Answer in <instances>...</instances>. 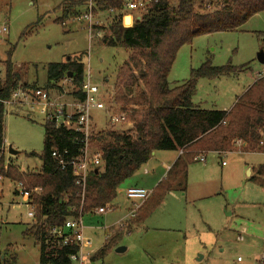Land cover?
<instances>
[{"label": "rangeland", "instance_id": "rangeland-1", "mask_svg": "<svg viewBox=\"0 0 264 264\" xmlns=\"http://www.w3.org/2000/svg\"><path fill=\"white\" fill-rule=\"evenodd\" d=\"M73 1L77 0H0V31L6 28V32L0 33V80H4V62L8 59L13 64V70L20 74L19 86L26 83L37 88L45 86L49 64L63 63L68 58L82 63L84 73L89 72L90 83L99 89V96L107 108V111H91L93 135L90 146L98 150L97 141L93 140L98 132L131 127L127 120L114 128L108 123L110 113L124 114L111 100L116 71L127 62L128 52L100 45L101 37L107 34L116 12L95 13L92 22L100 28V36L91 37L86 22L77 19L85 14L86 6L72 9L74 11L65 17L64 10ZM136 15L140 14L122 10V24H131ZM123 19L126 21L123 22ZM259 51L264 52V13L253 16L237 31L201 36L191 44L182 46L168 82L171 87L183 83L189 78L190 70L200 67L206 59H210L214 67L229 63L235 68H242V71L229 77L197 82L193 97L196 106L206 110L230 109L236 97L252 84L259 73L262 74L264 65L256 59ZM69 83L63 80L59 90L50 91L51 100L71 104L73 88ZM69 110L73 112L71 107ZM46 112L45 107L34 105L32 112L27 107H16L4 115L6 164L17 167L20 172L40 169L38 156L42 152ZM9 149L16 154L10 155ZM159 152L157 157L150 159V164L161 165L165 161V152ZM29 153L38 156L27 157ZM208 160L209 163L214 162L211 156ZM146 168L142 166L119 186L116 198L110 205L112 208H107L105 214L92 222L84 218L82 253L86 257L82 264L259 263L264 243V210H230L224 207L225 202L235 207L242 201L238 195L244 188L240 186L238 175L231 181L233 189L224 188L218 199L201 200L195 204L196 208L202 209L206 203H222L218 205V210L213 206H208V210H193L185 204L180 193H170L144 224L124 233L127 232V220L131 219L135 203L126 199V190L149 187L151 178L144 174ZM190 170V176H199L198 173L203 170L202 164L195 163ZM244 176L247 177V171ZM243 181L245 188L255 191V196L251 193L249 196L263 203L264 189ZM17 184L3 177L0 180V255L2 257L8 251L14 256L15 264H39L38 245L32 239L22 237L23 230L33 224V220L27 218L29 209L15 193ZM208 192L212 197H217V191L209 189ZM245 193L248 196L247 190ZM195 195H198V187L190 180L185 197ZM241 232L244 234L239 235ZM106 235L109 236L106 243L116 241L115 246L102 258L91 261L103 248ZM238 236L243 239L239 240ZM117 248H125L126 251L116 253ZM202 256L204 258L199 261ZM237 257L241 263H236Z\"/></svg>", "mask_w": 264, "mask_h": 264}, {"label": "trees", "instance_id": "trees-1", "mask_svg": "<svg viewBox=\"0 0 264 264\" xmlns=\"http://www.w3.org/2000/svg\"><path fill=\"white\" fill-rule=\"evenodd\" d=\"M91 1L94 14L117 13L107 34L101 37L100 45L128 52L127 62L116 71L111 102L127 114L126 120L131 127L126 130L110 128L95 135L93 140L99 146L102 166L88 173L84 189L76 185L70 168L62 170L51 157L53 151L61 154L67 151L64 160L78 157L80 135L72 128L57 126L54 121L46 120L43 126L41 154H26L27 157L38 156L41 162L38 171L20 172L17 167L6 164L5 111L0 102V177L21 183L31 192L35 219L23 230L22 237L38 245L39 264H72L69 256L77 253V247L72 244L59 246L58 240L49 236L50 231L63 227L67 220L91 215L96 209L112 208L110 205L119 186L138 172L154 152L179 151L181 154L129 220L128 227L144 223L168 192L184 191L188 167L200 155L234 152L237 142L242 152L264 153V76L237 98L229 111L196 106L193 97L197 82L229 77L242 68L229 63L214 67L211 60L206 59L200 67L190 70L189 78L183 83L171 87L168 82L182 46L201 36L237 31L250 18L264 13V0H159L150 3L146 11L136 15L127 26L122 24L121 18L126 0ZM87 5L88 1H73L65 8V17L74 11L72 9ZM93 29L100 28L94 25ZM4 64L0 101L8 100L20 83V74L13 70L11 61L8 59ZM68 78L73 88V102H83L84 65L73 59L49 64L45 86L40 89L59 90V84ZM20 87L38 89L26 83ZM74 120L73 117L71 121ZM257 171V177L250 181L264 188V164ZM35 189L40 192L32 193ZM115 242L106 243L91 260L102 258ZM0 264H15L11 252L0 255ZM261 264H264V247Z\"/></svg>", "mask_w": 264, "mask_h": 264}, {"label": "built area", "instance_id": "built-area-1", "mask_svg": "<svg viewBox=\"0 0 264 264\" xmlns=\"http://www.w3.org/2000/svg\"><path fill=\"white\" fill-rule=\"evenodd\" d=\"M159 0H126L124 8L131 12H137L139 14L146 11L147 6L150 3H157ZM173 1V0H172ZM208 8L211 6V2L207 4ZM94 17L92 9V1L88 2L84 15H80L77 19L84 21L87 24V30L92 37L100 36V31L94 30L93 20ZM6 32V28L3 27L0 33ZM89 72L85 74V80L83 83L82 91L84 93V101L81 103L71 102V104H62L52 101L50 93L40 88L35 90H29L18 86L14 89L8 100L0 101L4 106L5 114L15 110L16 107H27L29 112L33 111L34 105H41L46 108L45 121H54L57 126L64 125L65 127L72 128L80 135V139L77 144L80 146L79 156L64 160L63 154L58 151H53L51 157L57 161L59 167L64 170L70 168L73 176L76 178V185L82 189L85 187V182L88 173L102 166L101 153L98 150L91 149L90 137L92 135L93 123L91 117V111L93 110H106V106L99 96V89L90 83ZM66 81L70 82V78ZM72 108L73 112H70L69 108ZM75 118L72 122V118ZM109 124L111 127L126 122V116L124 114L114 115L110 113ZM239 143V142H238ZM263 142H260L262 145ZM200 163L205 162V156L200 155L196 158ZM225 165V163H223ZM2 177H0V180ZM38 189H35L37 191ZM16 194H18L23 200L26 207L29 209L27 212V218L34 221V206L31 204V192L25 190L21 183L16 186ZM151 191H147L141 188H129L126 190L125 196L128 200L144 202L150 195ZM107 209L99 208L94 211L95 214H103ZM135 211L131 212L130 218H133ZM49 236L52 239L58 240L59 246L75 245L77 247V253L69 256V261L72 264H82V260L86 257L82 253V244L84 241V227L82 217L78 219L67 220L63 227L54 228L50 231ZM237 261H240L238 259ZM262 259L260 260L261 264Z\"/></svg>", "mask_w": 264, "mask_h": 264}, {"label": "crops", "instance_id": "crops-1", "mask_svg": "<svg viewBox=\"0 0 264 264\" xmlns=\"http://www.w3.org/2000/svg\"><path fill=\"white\" fill-rule=\"evenodd\" d=\"M123 10L128 11L125 8H123ZM105 14H108V13L105 12ZM138 18H139V16L136 17V19H138ZM125 21H126V19H123V22H125ZM124 25L127 26L126 23ZM262 75L264 76V70L262 71V74H260V73L258 74V76L253 80L252 84L258 78L262 77ZM252 84H250L245 89V91ZM241 95H239L238 97H236V99L239 98ZM236 99L232 103L231 107L236 102ZM231 107H230V109H231ZM230 109H227V110L221 109V111H229ZM212 110H219V109H212ZM4 141H5V138H4ZM236 147H237V149L234 152H227V153H221V154H218V153L205 154L204 155L205 156V162L204 163H201L203 170L201 171V173H198L199 176H196V175L190 176V174H191V170L190 169H191V167L193 165V164H191L188 167V171H187L185 190L184 191H178V190L170 191V192H168L166 194L165 197H167L168 194H170V193H180L183 196V198H184L185 204L186 205H189V207L193 208V210H204V209L205 210H208V206H210V207L213 206L215 210H218V205L219 204L221 205L222 203H219V204H218V202H214V204H212V203H206L205 206L202 209L201 208H196L195 207V204H196L197 201H201V200H208L209 201L211 199H213V200L218 199L220 197V194H221V192H222V190L224 188H226V189H233L234 187H231L230 186L231 181H232V179H233V177L235 175H238L239 176V181L241 182V185L240 186H243V188H244L243 191H241V194L238 195V196H240V198H241L242 201H241V203H239V205H236L235 207H230L229 204L225 202V204H224L225 209L226 208H230V210H264V202L263 203L256 202L255 199H252L249 196V194L251 193V194H253L255 196V191L252 188H249V187L248 188H245V184H244V181H243V179H244L246 182H251L250 181L251 178L257 177V175H258V171H257L258 168L261 165L264 164V153H247V152H242L240 150L241 145L238 142L236 144ZM158 152L159 151L154 152L152 154V156L150 157V159L152 157H154V156L157 157L158 156ZM161 152H165V155H166L165 156L166 157L165 158V161L162 162L161 165H157L156 163L150 164V162H149L150 159L145 164V166H147V168L144 169V174L145 175H150V178H151L150 179V183L148 184L149 187L147 188V187H144L143 186L145 188V190L147 189L148 191H152L156 187V185L165 177L167 171L170 169V167L173 165V163L178 159V157L181 154V152H179V151H161ZM209 156H211L212 159H214V162L209 163V160H208L209 159ZM228 159H229V161H226ZM195 163H200V162H198L196 160ZM223 163H225V165H223ZM245 171H247V177L244 176ZM190 180L194 181V185L198 187V195H195L192 198H187V197H185V195L187 193V188H188V185H189V181ZM251 183H253V182H251ZM209 189L215 190V192L217 191V193H216L217 197L216 198H214V197H212L210 195V193L208 192ZM246 190H247L248 196H246V193H245ZM164 199H163V201H164ZM129 201H132V200H129ZM163 201L161 202L160 205H162ZM189 201H191V202H189ZM133 202L136 203V204L133 203L134 210H132V211H135L133 213L134 216H135V213H136L137 209L142 205V202H139V201H133ZM256 205H258V206H256ZM248 206H250L251 208H248ZM220 210H221V208H220ZM106 211H105V213H106ZM105 213H103V214H105ZM103 214H95V213H93L91 215L84 216L82 218V222L84 221V218H86L87 220H89L87 222H92L95 218H98V217L102 216ZM134 216H133V218H134ZM148 219L149 218H147L146 220H148ZM128 223H129V220H127V232L124 230L125 231L124 233H129L132 230L133 227L138 226V225H133L131 227L130 226L128 227ZM142 224H144V223H142ZM142 224H140V225H142ZM114 231H115V229H114ZM240 234H244V232L239 233V235ZM108 237L109 236L105 237L104 245H105L106 239H108ZM238 239L239 240H242L243 238H241V236H238ZM263 247H264V243H263ZM124 251H126L125 248H124ZM262 253H263V250H262ZM87 256L89 258H91L89 255H87ZM203 258L204 257L202 256L199 259V261L201 259H203ZM238 259H240V258L237 257L236 263H239L240 262V261H237ZM261 259H262V256H261ZM91 261H93V260H91ZM259 263H260V260H259Z\"/></svg>", "mask_w": 264, "mask_h": 264}, {"label": "water", "instance_id": "water-1", "mask_svg": "<svg viewBox=\"0 0 264 264\" xmlns=\"http://www.w3.org/2000/svg\"><path fill=\"white\" fill-rule=\"evenodd\" d=\"M256 59L257 61L264 65V52L263 51H259L257 56H256ZM71 74L69 73L68 76H70ZM10 155H15L16 152H13L11 149H9V152H8ZM124 251V248H117L115 250L116 253H122Z\"/></svg>", "mask_w": 264, "mask_h": 264}]
</instances>
